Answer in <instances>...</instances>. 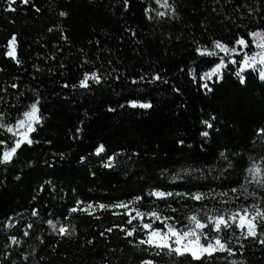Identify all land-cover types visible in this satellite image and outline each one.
<instances>
[{"label":"trees","instance_id":"16d2710c","mask_svg":"<svg viewBox=\"0 0 264 264\" xmlns=\"http://www.w3.org/2000/svg\"><path fill=\"white\" fill-rule=\"evenodd\" d=\"M162 3L0 0V124L37 101L40 117L32 143L0 163V264H264L260 237L237 239L234 227L222 233L236 232L234 256L195 261L140 244L143 224L166 226L153 211L182 229L192 215L264 208V186L245 179L253 163L264 169V80L246 69L241 82L231 60L204 78L221 59L216 42L254 45L264 0ZM14 145L0 128V160ZM136 211L143 219L129 224Z\"/></svg>","mask_w":264,"mask_h":264},{"label":"snow or ice","instance_id":"6c2138e0","mask_svg":"<svg viewBox=\"0 0 264 264\" xmlns=\"http://www.w3.org/2000/svg\"><path fill=\"white\" fill-rule=\"evenodd\" d=\"M13 2H15V0H13ZM27 2L28 0H24V3ZM161 6L167 8V0H163ZM163 14L164 13H160V15ZM251 35L253 37V43L255 47L259 49V51L251 55L247 53L244 54L243 60L240 62V68L236 73L237 76L241 77V82H243L241 73H243L246 69L259 71L261 79H264V33L257 32L252 33ZM14 42L15 37H13L10 41L8 51V55L13 58H15ZM236 43L242 46V48L249 47L248 42L244 38L238 39ZM215 47L225 54L236 52L235 48L230 49L220 42H216ZM205 54L214 55L215 53L207 52L206 50L201 52V55ZM231 62L233 64L237 63L236 60H232ZM224 66L225 65L223 64V62L217 64L210 73H205L204 78L210 79L213 75H218L221 72L222 67ZM88 79L89 77L85 76L84 80L81 81L80 86L87 87ZM91 79L99 82V78L96 77L95 74H93ZM157 79H159V77H157ZM204 86L207 87V84H205ZM13 87H15V85H13ZM38 103L39 101L31 105V110L23 114L24 118L18 120L15 127L0 124V128H6L7 132L12 133L13 136L19 137L15 140V145L13 147L3 152V159L0 160V163H7L8 161H10L22 144L32 143L29 134L35 131V127L33 126L34 123L38 124L40 122V117L38 115L39 109L37 106ZM131 106L142 108L151 107V105L148 103L138 105L135 102H132ZM208 126L211 127L210 124ZM204 135H207V133H205ZM103 150V146H100L97 149V153H100ZM107 166L111 165L109 164ZM245 179L246 183H256L257 185L264 186V169H262L260 165L253 163L252 166L248 168L247 176ZM246 190L247 189L245 188V191ZM233 191H236V189H233ZM151 195L160 199H164L167 196H172L173 193H164L157 191L151 193ZM224 195H227V193H224ZM192 198L195 200H201L204 197L200 194H196ZM98 207L100 209H104L106 206L101 204L98 205ZM116 207L127 208L128 205L120 204L116 205ZM91 208L92 206L88 205L87 208L82 210L87 211ZM72 211H77V209L74 208L72 209ZM89 214H91V212H89ZM33 215H36V213L34 212ZM129 215H131V213H129ZM144 215V213L136 211V215L131 216V218L127 222L131 224L132 221L136 220L137 218L142 220ZM148 215L154 217L156 220H161V222L165 223L167 227V232L161 230H151L148 233L147 240H140V244H148L158 249L159 251L156 253L157 255H160L161 252H164V254L168 256H172L173 254H175L176 256L190 255L191 258L195 261H202L205 257L212 258L216 253H227L228 256H234L235 252L231 247H229V244L231 243L232 238L236 237V232H232L231 235L227 237L222 235L225 230L232 229L233 227L239 230L240 235L239 237H236L237 239H256L259 236L260 243L264 244V232H258L260 226L264 225V208H261L257 204L252 205L251 208L244 207L240 210L233 211L227 216L209 215L206 221H202L198 218L197 215H192L188 217L189 223L184 229H178L170 224H167L166 222L169 218H161L160 215L155 211L149 213ZM142 227L143 229H152V225L148 223L143 224ZM53 228L56 229V225H53ZM206 228L209 229L210 232L215 233V235L210 236L209 233L204 231ZM58 231L59 233L64 234L67 232V229L63 226H60L58 228ZM135 231L136 228H133L132 230L127 231V235L132 236ZM202 238L205 243L201 242ZM170 241H172V243H170ZM173 244L175 246H173ZM241 247H243V245H241ZM165 250L167 251L165 252ZM224 259L227 258L225 257ZM145 264H153V262L146 261ZM230 264H238V262L232 260Z\"/></svg>","mask_w":264,"mask_h":264},{"label":"rangeland","instance_id":"374dc122","mask_svg":"<svg viewBox=\"0 0 264 264\" xmlns=\"http://www.w3.org/2000/svg\"><path fill=\"white\" fill-rule=\"evenodd\" d=\"M259 33H264V30H261V31H258ZM257 33V32H256ZM221 44H223V45H225L226 47H228V48H235L236 49V52H233V53H229V54H225L224 52H221L219 49H217L216 47H215V45L214 46H212L211 48H212V50L213 51H215V52H218L219 54H218V56L221 58L216 64H220L221 62H223V63H225V62H227V61H232V60H236L237 62H241L242 60H243V57H244V54L245 53H247V54H249V55H251V54H253V53H255V52H257V51H259V49H257L256 47H255V45H253V46H249L248 48H242V46H240V45H235V46H229V45H227V44H224V43H221ZM15 48V47H14ZM228 57V58H227ZM258 74H259V71H258ZM259 76H260V74H259ZM261 78V77H260ZM264 80V79H263ZM30 110H31V108H30ZM30 110H28V111H30ZM39 115V114H38ZM24 117H22L21 119H23ZM15 125H16V123L15 124H13V125H9V124H7L6 126H13V127H15ZM35 123H34V127H35ZM21 131H22V129H21ZM11 135H12V137H13V140H14V142H15V140L16 139H18L19 137L18 136H13V134L12 133H10ZM231 212H233L232 210L230 211V212H226L224 215L225 216H227L229 213H231ZM209 215H211V216H215L214 214H212V213H210V214H208V216ZM153 220H155V218L153 219ZM148 224H150V223H148ZM53 225H56V229H54L53 228ZM60 226H63L61 223H59V222H51V227H52V229L54 230V231H58V228L60 227ZM64 227V226H63ZM184 228H186V227H184ZM184 228H182V229H184ZM151 230H161V231H164V232H167V227L165 226V227H162V228H160V229H153V227H152V229H147V231H148V233L151 231ZM205 232H207L208 233V231L205 229L204 230ZM262 232H264V230L262 231ZM213 235H215V233L213 234ZM173 240H174V238H173ZM201 242L202 243H205V241L203 240V238H202V240H201ZM170 243H172V241H170ZM173 246H175L174 244H173Z\"/></svg>","mask_w":264,"mask_h":264}]
</instances>
